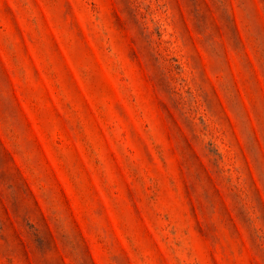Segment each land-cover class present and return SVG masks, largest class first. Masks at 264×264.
Here are the masks:
<instances>
[{"label": "rangeland", "instance_id": "1", "mask_svg": "<svg viewBox=\"0 0 264 264\" xmlns=\"http://www.w3.org/2000/svg\"><path fill=\"white\" fill-rule=\"evenodd\" d=\"M0 264H264V0H0Z\"/></svg>", "mask_w": 264, "mask_h": 264}]
</instances>
